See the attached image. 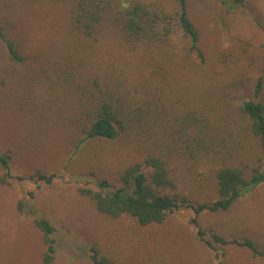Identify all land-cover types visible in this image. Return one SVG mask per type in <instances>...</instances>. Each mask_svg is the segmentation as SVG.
Listing matches in <instances>:
<instances>
[{"label": "rangeland", "instance_id": "obj_1", "mask_svg": "<svg viewBox=\"0 0 264 264\" xmlns=\"http://www.w3.org/2000/svg\"><path fill=\"white\" fill-rule=\"evenodd\" d=\"M126 1L168 13L176 8V0L104 3ZM187 10L201 63L169 48L131 45L106 22L90 36L80 34L61 0H0V29L21 58L12 60L0 41V153L11 154L15 176L55 175L50 184L2 182L0 168V264H44L34 222L40 217L55 232L50 264H91L92 247L112 264H215L193 220L202 230L264 248V184L226 211L195 216L181 208L145 226L100 214L81 192L95 190L98 180L119 187L121 173L147 156L163 161L170 194L193 204L217 198L216 168L234 167L246 178L263 169L259 140L239 105L253 100L259 79L264 105V0H239L232 10L217 0H189ZM101 87L118 89L143 121L113 141L85 142L73 154L85 127V96ZM201 135L210 145L206 156L194 150L193 137ZM223 250L224 264H264L247 249Z\"/></svg>", "mask_w": 264, "mask_h": 264}, {"label": "trees", "instance_id": "obj_2", "mask_svg": "<svg viewBox=\"0 0 264 264\" xmlns=\"http://www.w3.org/2000/svg\"><path fill=\"white\" fill-rule=\"evenodd\" d=\"M67 3L70 24L74 30L90 36L102 23L106 22L120 37L131 45L139 44L157 50L167 49L180 55L182 59L203 62L204 55L199 47V34L188 16L189 0H176V8L171 13L153 4L126 1L124 4L107 6L104 0H61ZM228 10L237 6L239 0H217ZM0 41L7 49L9 57L21 62L13 43L0 29ZM118 87V85H115ZM107 87V85H106ZM261 79L254 87L253 100H244L239 110L250 124L252 134L259 140L264 158V105L259 100ZM138 111V110H137ZM130 107V102L118 90H104L85 96L82 137L73 148V154L82 144L90 140L113 141L127 133L134 125L140 126L143 118ZM194 150L206 156L210 150L204 136L193 137ZM11 154L0 153L2 182L7 179L50 184L55 175H45L39 171L26 176L11 173ZM217 198L212 202L193 204L184 197L170 194L174 186L168 171L158 157L147 156L141 163L127 167L120 175V186L114 187L106 180L94 182L96 189H81L94 204L97 212L112 218L128 216L139 225L160 224L166 216L181 208H189L195 216L228 210L243 193L264 184V165L261 171L246 178L234 167L221 166L215 170ZM35 226L42 233L45 252L43 263L50 264L55 254L54 228L44 218H36ZM198 241L212 254L215 264H224V247L235 245L249 250L254 256L264 257V248H259L248 238L227 239L213 231L202 230L193 220ZM208 234V237L205 235ZM91 264H112L100 255L94 247L89 250Z\"/></svg>", "mask_w": 264, "mask_h": 264}]
</instances>
